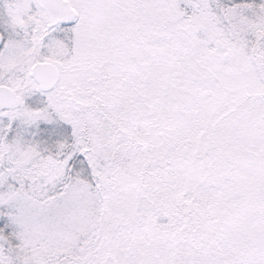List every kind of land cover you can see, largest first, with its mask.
<instances>
[{
    "label": "snow or ice",
    "instance_id": "snow-or-ice-1",
    "mask_svg": "<svg viewBox=\"0 0 264 264\" xmlns=\"http://www.w3.org/2000/svg\"><path fill=\"white\" fill-rule=\"evenodd\" d=\"M0 264H264V0H0Z\"/></svg>",
    "mask_w": 264,
    "mask_h": 264
}]
</instances>
